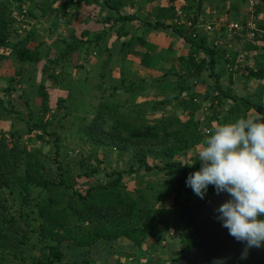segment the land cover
Returning a JSON list of instances; mask_svg holds the SVG:
<instances>
[{"label":"trees","instance_id":"1","mask_svg":"<svg viewBox=\"0 0 264 264\" xmlns=\"http://www.w3.org/2000/svg\"><path fill=\"white\" fill-rule=\"evenodd\" d=\"M26 1L32 2L28 10L22 7ZM102 1L105 6H109L107 8L118 15L113 23H130L138 19L135 16L119 15L123 1ZM195 1L198 5L201 2V0ZM12 2L18 8L17 11L22 18L30 16L32 19H42L48 15L62 13L59 8L53 7L54 0H12ZM89 2L90 0H84V4ZM258 2L264 6V0H258ZM34 9L38 11L37 14ZM172 9L170 7L160 12L170 16L174 12ZM197 11L199 12V9ZM10 12L11 0H0V55L6 52V58L17 65V70L9 80L14 82L15 78H18L16 82L20 80L18 83L25 85L24 69L34 68L40 62V54L36 49L28 46L33 33L27 32L21 35L11 24ZM158 26L177 33L192 49L185 59H181V62H184L186 74L180 76L181 83L177 85L179 93L175 97L179 98L182 95V110L185 112V118L180 119L173 113H167L162 115L156 123L145 124L142 119L119 114L115 106L103 101L93 110L87 111V115L78 119L77 129L80 139L84 140L93 151L87 158L79 159L78 167H88V161L91 159L96 160V165H99L101 161L97 160L98 151H104L109 155L114 153L118 163H124V165L128 163V165L127 169L123 168L122 164L121 168L106 174L108 179L104 183L81 184L87 187L84 192L76 188V182L70 178L68 170L64 169L61 163L56 167L59 171L58 175L50 179L46 175L43 161L37 156L35 150L17 143L14 139H20V133L14 132L9 137L0 134V264H65L64 260L71 255L78 253L89 257L94 245L112 243L120 238L130 241L135 246H144L147 253L148 250L155 249L157 243L163 242L166 239L165 235L169 233L168 226L164 225L165 209L157 206L164 189L171 190L169 207L173 213L180 216L181 220V211L195 203L198 197L185 185L186 177L192 173L191 168L187 162L176 160L178 156H185L201 139L198 121L195 119L197 104L194 101L197 97L186 95L185 91L188 88L185 86L184 77L190 73L208 71L210 78L216 81L217 76L213 70L216 65L214 57L217 50L205 47L203 39H199L196 35L192 37V30L191 34H185L177 25L155 24V27ZM117 35L120 36V33L117 32ZM89 36L88 32H82L80 39L72 35L66 44L65 54L76 51L83 43L82 39L86 38L85 43L88 48L94 44L95 48L106 54V59L102 63L106 67L110 58L108 49L100 46L101 40L98 35ZM122 45L130 44L122 42ZM196 51L207 55L208 60H197ZM55 62L53 63L57 65V61ZM48 69L43 67L41 73L44 75ZM247 74L259 76L252 71H247ZM46 75L53 82L59 80L54 71ZM32 82L34 81L31 80L30 83ZM11 88L7 86L4 93H8ZM97 88L100 90L101 84L97 85ZM35 89V97L39 99L43 114H46L49 112L47 106L50 99L47 89L42 83H39ZM26 90L22 91L26 92ZM215 90L221 97H230L228 93L219 90L217 83ZM211 94L212 91L208 90L206 97ZM206 97L204 98L207 99ZM170 100L171 93H168L161 104ZM61 103H63L62 100L55 102L56 109L52 111L48 121L30 123L29 119L25 122L24 134L26 136L35 134V140L38 142L43 141L44 137L48 138L45 143L52 144L55 149V158L60 155V137L55 131H47V128L51 126L53 119H59L57 111ZM234 109L235 107L232 111ZM255 111L259 117H264L262 106H256ZM4 114L11 113L7 110L3 99H0V118ZM97 170L95 166L91 172L94 173ZM140 171H143L145 175H150L151 172L158 175L157 186L147 185L150 196L141 189L130 192L125 188L124 178L130 174L137 175ZM162 175L165 178H162ZM81 176L88 177L89 174L83 172L79 178ZM170 178L172 180L169 181ZM30 186L40 189L44 198L33 202L29 197ZM12 191L19 192L21 205H32L36 208L35 219L23 211L15 212L11 216L8 214L5 196ZM212 191L213 188L210 186L207 194ZM61 205L63 206L60 207ZM180 227L188 235L190 243L183 245L177 258L171 259L166 264H173L179 260L184 251L195 243L190 231L182 225ZM34 235L37 236V241L31 245V238ZM49 242L54 245H50ZM28 248H37L40 257L26 254ZM87 262L88 259H83L80 263ZM67 264L78 263L74 260Z\"/></svg>","mask_w":264,"mask_h":264},{"label":"crops","instance_id":"2","mask_svg":"<svg viewBox=\"0 0 264 264\" xmlns=\"http://www.w3.org/2000/svg\"><path fill=\"white\" fill-rule=\"evenodd\" d=\"M54 1L53 7L62 11L59 15L52 14L42 19L19 16L15 24L21 26L18 27L21 35L33 33L28 46L40 54L37 66L24 69L26 80L34 81L35 78L39 81L43 78L47 74L41 73L43 67L49 68L48 73L54 71L59 78L56 82L58 89L52 83L44 85L50 97V108H54L57 100L63 101L57 111L58 117L72 114L76 121L103 101L115 106L119 114L142 119L145 124L156 123L162 115L172 112L179 114L176 117L180 119L185 118L182 95L175 97L179 93L177 85L181 83L180 76L186 74L181 59H185L192 49L171 29L155 27L157 23L180 26L185 34H191L192 30V37L196 35L203 39L205 47L217 50L213 70L217 76L216 81L210 78L208 71L190 73L184 77L188 88L186 95L197 97L194 101L197 104L195 119L201 134L200 142L186 154L192 158V172L200 166L198 153L209 135L202 133V130L210 132L217 124L257 117L255 107L258 105L264 109V6L258 0H201L199 5L195 0H121L123 4L119 15L138 18L130 23H113L118 15L107 8L109 6H105L102 0H90L88 4H84V0ZM27 2L22 7L28 10L31 7ZM250 2L254 3L253 7ZM170 7L174 11L170 16L160 12ZM229 23L244 26L250 23L262 33V37L250 39L245 32L232 34L226 28ZM206 25L211 26V30L207 31ZM82 32L100 37V46L110 53L106 67L102 64L106 54L101 53L94 44L92 49L88 48L86 38L82 39L83 43L76 51L65 54L70 37L73 35L80 39ZM122 42L130 45H122ZM239 55L243 56L242 61L238 60ZM195 58L208 60V56L200 51L195 52ZM55 61L57 65L53 63ZM247 71L259 76H249ZM216 83L219 90L228 93L230 97L218 95ZM99 84L100 90L97 88ZM21 89L26 90V86H21ZM208 90L212 94L206 97ZM168 93H171V100L161 104ZM233 107L235 109L232 111ZM61 121L58 124L63 126L66 119ZM73 129L65 124L63 128L60 127V139H80L78 129ZM69 130L73 134H67ZM186 155L181 158L185 159ZM165 218L164 225L168 226L169 233L164 241L171 239V245H167V248L175 250L178 256L183 245L190 243V239L181 230V220L176 224V230L170 231L175 221L169 225L168 218ZM100 244L91 248L88 264H111L108 263L110 257L112 264L146 262L144 246H135L124 238ZM163 246H160L162 250L166 248L163 249Z\"/></svg>","mask_w":264,"mask_h":264},{"label":"rangeland","instance_id":"3","mask_svg":"<svg viewBox=\"0 0 264 264\" xmlns=\"http://www.w3.org/2000/svg\"><path fill=\"white\" fill-rule=\"evenodd\" d=\"M250 3L251 5L252 4L254 5L253 2H250ZM24 5L26 4H23V6ZM27 5L31 7L32 2L28 1ZM17 9L18 8L16 7V5H14V2H12L11 0V12H10L11 24L13 27H16L18 29V27H21V26H18L17 24H15V22L17 21V18H20ZM23 23H27V22H23ZM3 54L2 56L0 55V99H3L4 104L7 107V110H9L11 114H4L3 116H1L0 134L4 135L5 137H9L10 134L14 132L20 133L21 135L20 139L18 138H14V139L16 140L17 143L26 145L31 150H35V152L37 153V156L43 161L44 166L46 167V175H48L50 179H53L56 175H58L59 171L57 170L56 167L57 165L61 163L62 167L68 170L70 178L76 182V188H79L81 192H84L85 189L87 188L86 186H83L81 184H84V183L86 184V182H89L90 184L104 183L108 179L106 177V174H110L112 171H114V169L116 171L118 168H121L122 164H123V168L127 169L128 163H125V165L124 163L119 164L116 161V155L114 153H112V155H109L105 153L104 151H98V153H96L97 160L101 161V163L100 162L98 163L99 165H96L97 164L96 160L91 159L88 161V164H89L88 167L82 166L81 168H79L77 164L79 159L87 158L90 155V152H92L93 150L88 144L84 142V140L78 139V137L75 140H71L72 139L71 137L66 140L60 139V142H59L60 155L58 158H55L54 147L52 146L50 142L49 144L45 143V140H47L48 138L44 137V140H43L44 142L43 141L38 142L35 140V134H32L31 136H26L24 134L25 129H26V123H25L26 121H28L29 119H30V123L39 122V121H48L50 119L49 116L51 115L52 111L56 109L55 104L53 105L54 108H50V106H47L49 109V112H47L46 114H43L42 109L39 104V99L35 97L36 96L35 87L40 82L43 85H45V83L46 85L48 83H52L55 89H58V85L56 82H53L52 80L48 79L46 77L47 75L46 76L44 75V77L40 79L41 81L40 80L36 81V79L34 78V82L30 83V79L27 81L25 74H23L24 75L23 81L24 83H26L25 85L18 83L20 80L16 82L18 78H15L16 81L12 82L11 80H9V78L13 77L14 72L17 70V65L13 63L11 60H8L6 58V52H4ZM38 67H41V66L38 65ZM7 86H10L12 88L8 93H4V89H6ZM21 86L23 88L25 86L28 87L26 88L27 89L26 92L21 91L23 90L21 89ZM145 110L147 111V109ZM172 113H174L175 117L180 116L179 114L175 112H172ZM67 116H60V117L57 116L59 119H53V122L51 123V126L47 128V131H55V133H58L60 131V127L63 128L64 124L69 129L74 128L73 131L76 130L79 126V120L75 121L72 114L70 115L67 114ZM60 118L61 120L66 119V123L62 124L63 126H60L58 124L62 122ZM149 123L152 124L153 122L152 123L149 122ZM67 134H73V132L69 130ZM78 136H79V133H78ZM176 159L182 162H187L190 168H192L191 167L192 158L188 157V155H186L185 159L181 158V156H178ZM95 166L98 170L97 172L92 173L91 170ZM83 172H85L87 175L89 174V176L88 177L81 176L79 178V175H81ZM151 173L152 174L150 175L148 174L145 175L143 171H140L137 175L130 174L129 176H126V178H124L125 188L130 192H133L136 189H138L139 191V189H141L142 191L147 193L148 196H150V191L147 189V185L151 184L154 187L158 185V180H157L158 175L155 172H151ZM162 178H165V176L162 175ZM170 180L172 179L170 178L169 181ZM163 192H164L163 196H161L160 201H158L157 206L164 207L165 209L164 215L168 218L167 223L169 225H171V221H175L172 224L171 226L172 228L170 230V231L172 230L175 231L176 224H178V221L181 219H180V216L173 213L171 208L169 207L171 203V194H172L171 190L167 188V189H164ZM29 197L31 200H33V202H35L36 200L44 198V195L40 189L30 186V196ZM33 202L31 204H33ZM5 205L8 208V214L10 216L14 215L15 212L23 211V212L30 214L33 219L36 218V208L32 205H21V197L18 191H12L9 194H6ZM62 206L63 205H61L60 207ZM181 225H182V220H181ZM34 226L36 225L34 224ZM166 236L167 235H165V237ZM36 239H37L36 235H34L31 238V245H34L36 243L37 241ZM168 239L166 241H163L165 245L163 244V242L157 243L155 249L154 248L150 249L149 252L146 253L147 259L144 264H153V263H156V264L165 263L166 264L171 260L172 257L175 258L177 256V253L175 250L170 251V249L167 248V245H171L170 243L171 239H169V241ZM49 244L54 245L51 242H49ZM160 246L161 247L163 246V249L164 247L166 248L162 250ZM103 253L105 255L106 251ZM26 254H29L30 256H34V257L35 256L40 257V253L37 248H30V249L28 248L26 251ZM142 257H146V255L145 256L142 255ZM83 259H90V258L85 257L83 255H79L77 253V255H71L69 258L65 259L64 262H66L65 264H67V263H71L74 260H76V263L81 264L80 262ZM112 262H113L112 258L110 257L108 259V263L112 264ZM88 263L89 262H87V264Z\"/></svg>","mask_w":264,"mask_h":264},{"label":"clouds","instance_id":"4","mask_svg":"<svg viewBox=\"0 0 264 264\" xmlns=\"http://www.w3.org/2000/svg\"><path fill=\"white\" fill-rule=\"evenodd\" d=\"M198 157L200 167L186 177V187L201 199L210 186L226 193L215 218L246 247L264 245V117L217 124Z\"/></svg>","mask_w":264,"mask_h":264},{"label":"water","instance_id":"5","mask_svg":"<svg viewBox=\"0 0 264 264\" xmlns=\"http://www.w3.org/2000/svg\"><path fill=\"white\" fill-rule=\"evenodd\" d=\"M228 198L226 193L212 191L204 199L197 198L183 209L182 227L190 231L195 243L173 264H264V245L246 247L228 234L215 218L216 209Z\"/></svg>","mask_w":264,"mask_h":264},{"label":"built area","instance_id":"6","mask_svg":"<svg viewBox=\"0 0 264 264\" xmlns=\"http://www.w3.org/2000/svg\"><path fill=\"white\" fill-rule=\"evenodd\" d=\"M206 30L209 31L211 30V26L206 25L205 26ZM227 30L230 33H239V34H243L245 32V35L249 36L250 39H254V38H261L262 37V33L258 32L250 23L244 25L241 24H237V23H229L226 25ZM243 56L239 55L238 56V60L242 61ZM203 133L205 135L209 134V130L204 129Z\"/></svg>","mask_w":264,"mask_h":264},{"label":"bare ground","instance_id":"7","mask_svg":"<svg viewBox=\"0 0 264 264\" xmlns=\"http://www.w3.org/2000/svg\"><path fill=\"white\" fill-rule=\"evenodd\" d=\"M251 6H253V5H251ZM193 36H195V35H193ZM204 130H202V132H203Z\"/></svg>","mask_w":264,"mask_h":264}]
</instances>
